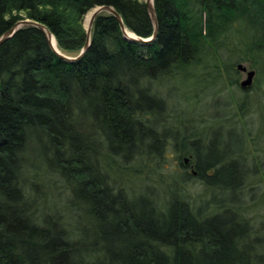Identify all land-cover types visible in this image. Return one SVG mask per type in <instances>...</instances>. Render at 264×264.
<instances>
[{"label": "trees", "instance_id": "obj_1", "mask_svg": "<svg viewBox=\"0 0 264 264\" xmlns=\"http://www.w3.org/2000/svg\"><path fill=\"white\" fill-rule=\"evenodd\" d=\"M102 6L114 8L136 36H153L145 0H0V38L30 20L48 28L61 53L78 57L85 17ZM155 10L157 36L146 44L127 40L115 16L100 14L90 47L75 62L60 58L36 27L1 45L0 264L252 263L251 227L239 213L209 216L178 192L159 202L149 192L117 188L109 164L169 149L159 132L166 102L150 83L243 47L245 57L264 58V0H155ZM174 144L195 171L181 162L182 181L220 194L241 185V163L222 158L224 143L220 153L214 141L194 140L191 150L184 138ZM40 160L69 189L41 219L46 207L38 208L25 185Z\"/></svg>", "mask_w": 264, "mask_h": 264}, {"label": "rangeland", "instance_id": "obj_2", "mask_svg": "<svg viewBox=\"0 0 264 264\" xmlns=\"http://www.w3.org/2000/svg\"><path fill=\"white\" fill-rule=\"evenodd\" d=\"M85 21L86 17L84 26L87 29ZM243 51L244 47L221 52L218 60L204 57L188 67V73L150 83L152 93L159 94L166 102L161 119L167 121L159 132L166 140L164 148L169 149L161 156L148 155L144 150L128 160L116 158L110 161L109 179L117 188H126L136 194L149 192L159 202L178 192L192 209L201 208L202 213L209 216L223 214L226 208L231 209L228 212L239 213L252 231L247 239L252 245L251 264H264V58L251 59L250 55L245 57ZM239 65L246 67L247 72L238 70ZM251 71L256 73L253 84L243 89L241 83ZM183 138L190 150L194 140L201 139L208 145L213 138L218 141V147L224 143L231 148L233 160L241 163L239 188L220 194L218 189L198 180L182 181L180 163H188L190 155L176 153L174 143ZM99 150L104 151L101 143ZM40 162L42 168H31L25 182L28 192L38 199V208L46 207L37 215L39 219L48 210L58 209L69 191L61 176L50 173L42 160ZM231 182L236 184L235 180ZM222 199L231 202L227 204ZM64 214L67 218L70 212Z\"/></svg>", "mask_w": 264, "mask_h": 264}, {"label": "water", "instance_id": "obj_3", "mask_svg": "<svg viewBox=\"0 0 264 264\" xmlns=\"http://www.w3.org/2000/svg\"><path fill=\"white\" fill-rule=\"evenodd\" d=\"M146 6H147L148 11L150 13L151 19L155 25L154 34L151 38H148V39L138 37L134 33L128 32V30L125 28V25H124V22H123L121 16L114 10V8H112L110 6H102V7H98L96 9H94V11H93L91 20L87 26V41H86V44H85L84 48L82 49V51L78 57H70V56H66L63 53H61L57 48V42H56L54 35L48 30V28L46 26L40 24V23L30 21V20H23V21L18 22L12 29H10L7 33H5L0 38V47L4 42H6L10 38H12L20 29H22L24 27H29V26L30 27H36V28L40 29L42 32H44V34L47 37L49 45L51 46V48L55 51V53L60 58L64 59L67 62H75L79 58H81L84 55V53L88 50V48L90 47L91 34H92V28H93L94 22H95L96 18L102 13H109V14H112L113 16L116 17V19L120 23L124 38H126L129 41H133V42H137V43H141V44H146V43L152 42L156 38L157 31H158V22H157L154 0H147ZM130 33H132V34H130ZM238 70H240L241 72H247V68L244 67L243 65H239ZM255 74H256L255 71H251L248 73L247 79L241 83V87L243 89H249L252 86ZM185 162H187V161H185Z\"/></svg>", "mask_w": 264, "mask_h": 264}, {"label": "flooded vegetation", "instance_id": "obj_4", "mask_svg": "<svg viewBox=\"0 0 264 264\" xmlns=\"http://www.w3.org/2000/svg\"><path fill=\"white\" fill-rule=\"evenodd\" d=\"M200 141H203V140H201L200 139ZM212 141H214V148H215V151L216 152H218V153H220V151H222V147H218V145L219 144H217V142L218 141H215V139L213 138V140ZM228 157H222L224 160H226V159H228V161H233V158L232 157H234V152H233V150L231 149V148H229V152H228V155H227ZM184 169H185V171L187 172V173H194L195 171H194V167H193V162H190V160H189V162L188 163H186L185 161H184ZM221 166H219L218 168H220ZM188 168H190V169H188ZM188 170H191V172H189ZM214 170H216V168L214 169ZM213 170V171H214Z\"/></svg>", "mask_w": 264, "mask_h": 264}, {"label": "bare ground", "instance_id": "obj_5", "mask_svg": "<svg viewBox=\"0 0 264 264\" xmlns=\"http://www.w3.org/2000/svg\"><path fill=\"white\" fill-rule=\"evenodd\" d=\"M154 5H155V0H154ZM92 14H93V12H90V13H88V15L86 16V21H85L86 26H88V24H89V22H90V20H91ZM128 32H130V31H128ZM130 34H132V33H130Z\"/></svg>", "mask_w": 264, "mask_h": 264}]
</instances>
